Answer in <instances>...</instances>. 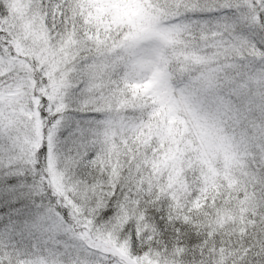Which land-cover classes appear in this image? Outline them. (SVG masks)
I'll list each match as a JSON object with an SVG mask.
<instances>
[{
	"label": "snow or ice",
	"instance_id": "1",
	"mask_svg": "<svg viewBox=\"0 0 264 264\" xmlns=\"http://www.w3.org/2000/svg\"><path fill=\"white\" fill-rule=\"evenodd\" d=\"M0 264H264V0H0Z\"/></svg>",
	"mask_w": 264,
	"mask_h": 264
}]
</instances>
